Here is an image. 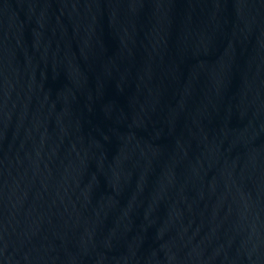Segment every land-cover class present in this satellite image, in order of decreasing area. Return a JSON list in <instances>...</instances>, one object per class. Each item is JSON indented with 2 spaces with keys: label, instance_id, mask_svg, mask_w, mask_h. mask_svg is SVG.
Instances as JSON below:
<instances>
[{
  "label": "water",
  "instance_id": "95a60500",
  "mask_svg": "<svg viewBox=\"0 0 264 264\" xmlns=\"http://www.w3.org/2000/svg\"><path fill=\"white\" fill-rule=\"evenodd\" d=\"M0 264H264V0H0Z\"/></svg>",
  "mask_w": 264,
  "mask_h": 264
}]
</instances>
